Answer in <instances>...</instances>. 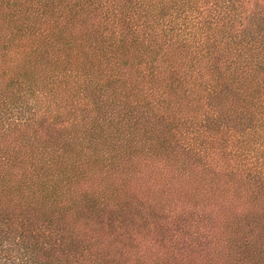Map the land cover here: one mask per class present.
Segmentation results:
<instances>
[{
  "label": "trees",
  "instance_id": "trees-1",
  "mask_svg": "<svg viewBox=\"0 0 264 264\" xmlns=\"http://www.w3.org/2000/svg\"><path fill=\"white\" fill-rule=\"evenodd\" d=\"M0 264H264V0H0Z\"/></svg>",
  "mask_w": 264,
  "mask_h": 264
},
{
  "label": "rangeland",
  "instance_id": "rangeland-1",
  "mask_svg": "<svg viewBox=\"0 0 264 264\" xmlns=\"http://www.w3.org/2000/svg\"><path fill=\"white\" fill-rule=\"evenodd\" d=\"M52 134H53V132H52ZM54 135H55V137H57L59 135V130H55Z\"/></svg>",
  "mask_w": 264,
  "mask_h": 264
}]
</instances>
